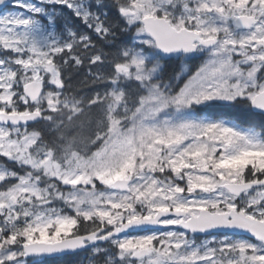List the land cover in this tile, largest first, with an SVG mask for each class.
Listing matches in <instances>:
<instances>
[{
    "label": "snow or ice",
    "instance_id": "1",
    "mask_svg": "<svg viewBox=\"0 0 264 264\" xmlns=\"http://www.w3.org/2000/svg\"><path fill=\"white\" fill-rule=\"evenodd\" d=\"M0 264H264V0H0Z\"/></svg>",
    "mask_w": 264,
    "mask_h": 264
}]
</instances>
